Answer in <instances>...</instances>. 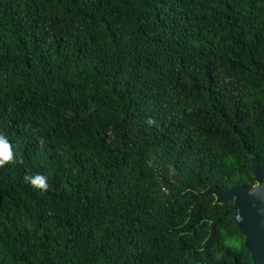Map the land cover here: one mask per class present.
Listing matches in <instances>:
<instances>
[{
	"label": "trees",
	"instance_id": "obj_1",
	"mask_svg": "<svg viewBox=\"0 0 264 264\" xmlns=\"http://www.w3.org/2000/svg\"><path fill=\"white\" fill-rule=\"evenodd\" d=\"M0 134V264H252L264 0H0Z\"/></svg>",
	"mask_w": 264,
	"mask_h": 264
},
{
	"label": "water",
	"instance_id": "obj_2",
	"mask_svg": "<svg viewBox=\"0 0 264 264\" xmlns=\"http://www.w3.org/2000/svg\"><path fill=\"white\" fill-rule=\"evenodd\" d=\"M241 144L250 160L254 184L229 188L210 186L197 194L212 196L213 203L218 205L232 201L234 223L244 238L243 246L249 252L251 263L264 264V163Z\"/></svg>",
	"mask_w": 264,
	"mask_h": 264
},
{
	"label": "clouds",
	"instance_id": "obj_3",
	"mask_svg": "<svg viewBox=\"0 0 264 264\" xmlns=\"http://www.w3.org/2000/svg\"><path fill=\"white\" fill-rule=\"evenodd\" d=\"M45 145L44 139L40 140V146L43 148ZM23 163L22 159H18L17 150L9 142L8 138L3 134H0V168H3L7 164L13 163ZM24 180L28 183L34 190L42 193H46L50 184L48 182L49 177L42 173H35L32 175H25Z\"/></svg>",
	"mask_w": 264,
	"mask_h": 264
},
{
	"label": "rangeland",
	"instance_id": "obj_4",
	"mask_svg": "<svg viewBox=\"0 0 264 264\" xmlns=\"http://www.w3.org/2000/svg\"><path fill=\"white\" fill-rule=\"evenodd\" d=\"M232 244H233L234 246H236V247L239 246V242H237V243L233 242Z\"/></svg>",
	"mask_w": 264,
	"mask_h": 264
}]
</instances>
